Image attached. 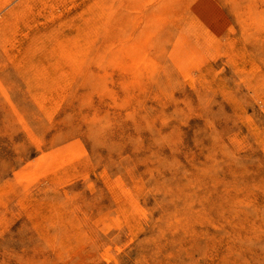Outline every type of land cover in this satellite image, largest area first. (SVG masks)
Instances as JSON below:
<instances>
[{
  "label": "rangeland",
  "instance_id": "374dc122",
  "mask_svg": "<svg viewBox=\"0 0 264 264\" xmlns=\"http://www.w3.org/2000/svg\"><path fill=\"white\" fill-rule=\"evenodd\" d=\"M0 264H264V0H0Z\"/></svg>",
  "mask_w": 264,
  "mask_h": 264
},
{
  "label": "bare ground",
  "instance_id": "6f19581e",
  "mask_svg": "<svg viewBox=\"0 0 264 264\" xmlns=\"http://www.w3.org/2000/svg\"><path fill=\"white\" fill-rule=\"evenodd\" d=\"M5 7V6H4ZM195 25V24H194ZM207 39V38H206ZM118 102V101H117Z\"/></svg>",
  "mask_w": 264,
  "mask_h": 264
}]
</instances>
